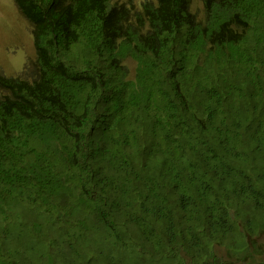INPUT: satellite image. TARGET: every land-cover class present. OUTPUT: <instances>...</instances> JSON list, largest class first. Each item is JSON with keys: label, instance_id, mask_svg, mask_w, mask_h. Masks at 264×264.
<instances>
[{"label": "trees", "instance_id": "1", "mask_svg": "<svg viewBox=\"0 0 264 264\" xmlns=\"http://www.w3.org/2000/svg\"><path fill=\"white\" fill-rule=\"evenodd\" d=\"M0 264H264V0H13Z\"/></svg>", "mask_w": 264, "mask_h": 264}, {"label": "rangeland", "instance_id": "2", "mask_svg": "<svg viewBox=\"0 0 264 264\" xmlns=\"http://www.w3.org/2000/svg\"><path fill=\"white\" fill-rule=\"evenodd\" d=\"M133 3L145 0H120ZM200 7V0H192ZM35 56L30 23L22 16L13 0H0V74L10 78L21 74Z\"/></svg>", "mask_w": 264, "mask_h": 264}]
</instances>
